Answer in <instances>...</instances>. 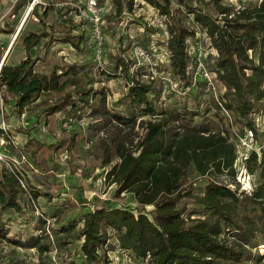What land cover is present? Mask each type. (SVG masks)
I'll return each mask as SVG.
<instances>
[{
  "label": "trees",
  "instance_id": "obj_1",
  "mask_svg": "<svg viewBox=\"0 0 264 264\" xmlns=\"http://www.w3.org/2000/svg\"><path fill=\"white\" fill-rule=\"evenodd\" d=\"M142 1L165 17L169 61L183 80L189 62L186 40L193 39L196 33L194 28L176 19L171 2L185 7V13L208 35L217 53L215 74L226 88L225 98H229L228 103H220V106L229 108L236 117L247 118L248 127L254 131V119L249 116L257 105L264 103V0L238 9L225 3L227 0L205 3L195 0L194 7L186 0ZM110 2L115 18L122 12H133L134 0ZM77 28L72 26V30ZM40 37L29 35L24 45L31 49L39 43ZM83 39L87 41L84 35L77 34L64 42L79 49L80 43H86ZM113 68H119L125 78L127 93L122 99L127 101L128 113L138 108L143 114L153 116V120L139 124L142 133L135 142L130 133H124L118 135L114 147L104 146L103 165H108L111 156L116 154L118 163L110 168L106 179L116 187L117 194H133L142 208H117L106 203L94 205L82 215L80 228H76L75 223L59 221L45 228V221L39 219L38 230L42 229L43 235L36 237L28 229L34 220L26 216L24 205L17 199L18 191H23L19 180L15 175H1L0 240L11 248L0 254V264H27V253L20 255L17 247L34 249L38 264H109L107 230L116 234L121 250L146 264H225L228 258L239 261L255 237L259 239L257 245H264V153L259 157L258 185L250 194L239 198L235 191L218 181L219 176L225 174L235 182L237 154L232 143L219 132L192 123L197 112L163 110L155 115L154 104L148 97L151 83L141 79L137 68L132 72L133 64L121 58ZM69 71L60 75L56 71L50 75L41 74L34 71L28 58L14 66L3 64L0 67V101L12 102L21 113L27 103L39 99L41 94L64 89L71 81L60 82V78ZM71 97V93H66L56 100L43 99L40 106L50 115L63 107L70 106L76 113L79 104L89 105L94 112L100 109L105 118L124 128L135 122L132 117L111 114L106 109L104 89L81 92L77 102ZM257 160L254 151L245 159L244 168L248 174L255 171ZM192 172L207 181L202 195L193 197L197 210L185 214V205L178 207V204L188 196L185 189L190 186L187 179ZM33 195L37 197L38 193ZM147 205L152 206L148 213L144 211ZM5 216L10 222L22 220L26 228L23 239L16 241L7 236ZM228 232L234 234L235 242L225 237ZM75 242L78 245H74Z\"/></svg>",
  "mask_w": 264,
  "mask_h": 264
},
{
  "label": "rangeland",
  "instance_id": "obj_2",
  "mask_svg": "<svg viewBox=\"0 0 264 264\" xmlns=\"http://www.w3.org/2000/svg\"><path fill=\"white\" fill-rule=\"evenodd\" d=\"M186 1L188 5L195 6V0ZM201 1L205 3L207 0ZM259 1L227 0L225 3L238 9ZM82 3L83 0H0V67L3 64L14 66L25 58L32 61L35 72L45 75L53 71L60 75L72 67L67 75L60 78V82L71 81L64 89L41 94L39 99L27 103L21 113L12 102L4 104L0 101V177L15 175L19 180L23 191H18L17 199L24 205L26 216L34 220L33 226L28 228L32 235H43L42 229L38 230L39 219L45 221V228L57 221L75 223L76 228H80L82 215L102 203L117 208H142L133 194H117L116 187L106 179L107 172L118 163L116 154L111 156L108 165H103L104 146L114 147L118 135L124 133H130L135 142L142 133L139 124L153 120V116L143 114L138 108L128 113L127 101L122 99L127 93L125 78L119 68H113L118 58L133 64L131 71L137 68V72L142 74L141 79L151 83L152 91L148 97L154 104L155 115L163 110L197 112L192 123L219 132L232 143L237 154L235 182L225 174L219 176L218 181L235 191L239 198L250 194L259 183V157L264 153V103L257 105L249 116L255 123L250 140L248 119L236 117L229 108L220 106V103H228L229 98H225L226 88L215 74L217 53L208 35L198 29L192 17L185 13V7L171 2L176 19L194 28L196 33L193 39L186 40L189 62L186 79L183 80L169 61L165 17L142 0H134L131 14L122 12L116 18L112 14L110 0H100L104 7L101 66L85 43H80L76 49L64 42L77 34L84 35L87 41L89 39L92 27L82 12ZM73 25L78 28L72 30ZM33 34L41 35L39 43L27 49L24 39ZM136 46L148 52L146 59L137 62L133 52ZM90 89H104L106 109L111 114L132 117L135 122L124 128L105 118L100 109L94 112L89 105L79 104L76 113L67 106L50 115H46L40 106V100H56L66 93H71V100L76 101L81 92ZM70 119L73 122L64 127ZM252 151L257 153L258 160L255 171L248 174L244 162ZM206 181L193 172L189 174L187 185L190 186L185 189L188 196L178 204V207L185 205V214L197 210L193 197L202 195ZM35 193H38L37 197H34ZM150 210L151 205L144 207L146 213ZM6 217L3 221L7 236L16 241L23 239L26 228L21 224L22 220L10 222ZM107 233L109 264H146L121 250L113 231L107 230ZM225 237L232 242L236 240L231 232ZM251 243L239 261L228 258L225 264H264V245H257L258 237ZM73 244L78 245V242ZM10 248V244L0 240V254ZM16 249L20 255L27 253V264H38L34 249Z\"/></svg>",
  "mask_w": 264,
  "mask_h": 264
},
{
  "label": "built area",
  "instance_id": "obj_3",
  "mask_svg": "<svg viewBox=\"0 0 264 264\" xmlns=\"http://www.w3.org/2000/svg\"><path fill=\"white\" fill-rule=\"evenodd\" d=\"M83 13L85 12L86 18L88 17L89 22L92 27L91 34L89 36L88 41H86L85 46L92 50L93 56L96 61H98V65L101 62L102 54H103V36H102V23H103V9L104 7L97 0H83ZM76 10V8H74ZM79 12V11H78ZM70 13V12H69ZM67 15V14H66ZM78 16H80L78 14ZM65 17V16H64ZM134 56L137 59V62L140 59H146L148 57V52L145 51L144 48L140 46H136L133 49ZM101 66V65H99ZM69 122H73V119L68 120V122L64 123V127H66ZM252 130H249L248 135L250 140H252Z\"/></svg>",
  "mask_w": 264,
  "mask_h": 264
}]
</instances>
